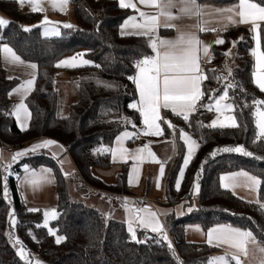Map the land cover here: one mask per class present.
I'll use <instances>...</instances> for the list:
<instances>
[{
  "label": "trees",
  "instance_id": "obj_1",
  "mask_svg": "<svg viewBox=\"0 0 264 264\" xmlns=\"http://www.w3.org/2000/svg\"><path fill=\"white\" fill-rule=\"evenodd\" d=\"M198 2L233 5L238 0ZM254 2L264 6V0ZM71 4L75 27L63 29L60 36L45 37L41 27L35 26L42 19L41 13L23 11L17 0H0V12L9 19L8 26L0 28L1 44H8L26 62L37 64L35 87L26 99L32 118L24 131L18 128L11 114L15 102L11 100L10 92L19 81L7 78L5 70L0 68V145L9 144L21 149L36 139H52L63 145L71 156L76 166L74 176L87 191L84 195L98 192L133 195L135 192L128 185V163H116L110 152L95 156L94 150L99 146L112 147L123 131L141 125L139 111L131 107L138 96L133 82L137 72L134 62L150 55L149 40L145 36L121 35L123 24L134 11L121 8L118 0H71ZM26 25L35 27L26 32ZM172 32L162 30L163 34ZM259 36L264 52V23H261ZM219 37L225 43L213 45L212 54L216 59L204 69L209 77L203 81L205 103L213 100L208 93L214 98L224 90L223 79L218 81L215 77H223L224 54L237 41L239 67L234 73V82L240 87L228 92L229 97L234 98L230 101L240 127L202 126L211 121L213 115L210 112L201 114L195 111L187 122L172 112L165 113L177 131H189L199 143L177 190L178 173L186 152L183 143L177 139V154L168 165L165 178L164 206L195 205V209L184 216L171 214L165 219L174 252L158 233L138 228V239L145 242L137 243L123 221H107L96 208L73 202L69 177L64 175L57 159L43 153L29 155L12 166L14 173L7 178V199L3 193V178L7 175L0 166V264H25L6 235L11 206L22 244L30 254H39L44 264H206L213 254L220 252V248L189 242L186 238L189 224H199L206 232L219 225L251 230L257 241L264 244V207H261L264 204V138L259 137L255 126L256 105L253 104L255 100H264V92L254 82L253 31L251 27H233ZM80 52L92 63L62 69L77 95L76 102L69 107V114L62 118L58 114L60 98L57 89V74L61 69L56 64L64 57ZM97 64L100 67H96ZM125 117L129 122H123ZM239 145L254 156L216 151ZM24 163L31 168L46 165L55 173L59 215L52 226L66 237L60 244H56L55 237L41 226L42 213L29 211L22 199L18 180ZM116 167L119 170L115 184H108L97 175L96 169L113 171ZM238 170L253 173L261 181L258 203L243 200L222 187L221 176ZM195 183L200 186L197 202H193Z\"/></svg>",
  "mask_w": 264,
  "mask_h": 264
},
{
  "label": "snow or ice",
  "instance_id": "obj_2",
  "mask_svg": "<svg viewBox=\"0 0 264 264\" xmlns=\"http://www.w3.org/2000/svg\"><path fill=\"white\" fill-rule=\"evenodd\" d=\"M19 3L23 4L25 0H18ZM28 2L33 5L32 11H42L40 7L39 0H28ZM70 0H53L52 7L54 9H59L61 11H66V6ZM140 5L147 8L154 9L153 12H146L137 7V3L133 0H119V6L121 8L133 9L139 15L140 22H137V16H132L125 21L122 26L123 29L129 27L137 29L133 35L146 36L149 37V47L155 53L154 56L145 55L142 59L135 61V67L138 69V74L133 78V82L139 91L140 101L139 108L136 104L131 107L137 108L140 115L143 117L144 129L140 134L149 136H159L163 134V129L159 123L161 121L160 110L170 109L175 115L181 116L186 122L189 121L190 114L195 112L197 109L198 102L201 101L206 94L202 90L201 84L204 80L209 77L201 67L200 55L201 49L203 52V57H208L210 55V46L203 44L199 39L198 32L206 31L200 23L199 18H201L205 9L198 0H138ZM173 9H177L179 15L173 14ZM216 13L224 14L230 13V15L224 17L231 24H251L253 26V31L256 33V50L252 52V55L256 57V65L258 71L253 75L255 76L256 86L264 91V52L259 51L260 48V37L259 32L261 28V22H264V6L261 3L254 2V0H238V4L235 7L214 9ZM182 17L197 18V23L195 25L189 26V28H195L196 31H182L179 26L171 23V21L181 19ZM239 18L238 20L236 18ZM163 18V20H161ZM9 21L0 17V28L7 27ZM47 25H53L48 27ZM43 28V34L45 36H60L59 28L54 25V22L49 21L45 18L40 25ZM64 28H73L71 24H64ZM160 27L164 28H175L178 32V36L174 40L161 39L158 35V29ZM24 31H31V28L25 27ZM125 33L122 31L121 35ZM3 37H0V41ZM215 43L223 44L225 41L223 39H218ZM161 49L163 51H161ZM0 52L3 53L4 59L12 64L23 66L29 68L32 71L28 73V79L24 80L20 85L14 89L15 94L19 95L20 102L14 107L12 115L21 128V130H27L29 121L32 118V113L29 110V106L24 101L27 99L28 95L34 90L36 76H37V64L26 62L21 58L20 55L9 47L8 44H0ZM224 55H231L230 52ZM92 62L83 59V54H77L70 59H65L56 64V67H77L80 65H89ZM100 67V65H95ZM228 71V77L231 76V69L225 65ZM228 77H215L218 81L224 79L226 81L224 85V90L219 97L214 98L215 110L221 112L223 110H228L229 112L234 110V105L232 103H226L221 107V101L234 99L229 97V89L235 90L239 88V84L235 83L234 80H229ZM219 91V89H217ZM209 98L213 99L211 93ZM253 104L256 105L254 115L256 117L255 126L259 130V137L264 138V110H261L260 105H264V100H255ZM206 107L207 110H213V104L208 103L202 105ZM66 118V117H62ZM127 123L128 118H123ZM228 123L218 124L217 120H213L207 125H202L209 128H215L217 126L238 128L240 124L237 123L236 117L234 115L226 117ZM169 128L175 131V125L170 121L165 120ZM134 128L136 125H132ZM137 135V133H130L124 131L121 135L116 137L115 143L116 148H105L104 151L110 152L113 157L117 154L120 155L121 159H125L128 155H133L136 160L143 159L142 154L148 149V146L138 148L134 153H129L128 149L123 147V141L126 138H131ZM181 139L187 146V156L183 160V168H186L189 161L192 158L194 147H198L195 140L191 138L183 129H180ZM256 141H254L255 143ZM52 146H56L63 151V146L59 145L57 141L48 139L43 140L39 143L31 145L29 148L17 151L13 157L12 161L15 162L19 157L27 155L29 152H37L40 149H49ZM217 152H235L243 156L253 157L254 154L247 151L244 146L235 147H223L216 150ZM148 155L152 158L153 162L160 163L156 159L155 155L148 152ZM215 155V152L212 154ZM53 158L59 159V153H53ZM256 159H261V157L256 156ZM206 162V161H205ZM63 161H61V164ZM11 167V164L4 166L5 172ZM137 169L134 167L132 172H136ZM164 164L161 163L159 170L160 177L164 175ZM25 172L28 173L24 177V183L32 186H36L40 182H48V177L45 173L50 174L51 169H44L41 173L35 171H30L25 168ZM67 175V173H65ZM180 179L184 177V171L181 170L178 173ZM198 179V177H197ZM223 182V187L225 189H235L238 184L243 180L246 184L251 185L254 189L257 188L261 181L253 175H250L246 171H240L225 175L221 177ZM180 184L177 182L176 188L179 189ZM194 191H199V184L195 183ZM3 193L4 197H8L7 188V176L3 178ZM259 202V201H257ZM127 201H125V207L129 212H135V221L142 228L150 229L152 232L160 234L161 238L167 241L168 248L174 252L172 242L169 240L166 231L164 230L163 224L159 221L157 213L153 212L150 207H140V208H129L127 207ZM142 203V202H141ZM264 207V204L261 205ZM191 207L188 211H191ZM29 211L36 212L39 209H29ZM51 216L56 219L58 213L55 209L46 210L44 212L45 223L44 227H47V217ZM14 223V221H13ZM133 220L130 219L128 222V231L131 233V238L137 243H144L145 241L137 239L136 232L132 227ZM197 231L200 229L197 228ZM49 234L55 237V243L60 244L66 237L64 235H57V231L49 229ZM207 241L210 245L215 247H222L227 245L225 249V254L221 256H215L210 258L206 264H243L241 257H247L249 255V244L257 246L258 252L261 254L260 264H264V246L257 241L256 236L251 230H242L239 228H234L228 225L217 226L210 229L207 233ZM15 244L19 245L18 255L25 264H31L28 259V254L26 252L25 246L19 239L15 240ZM39 264V262H37Z\"/></svg>",
  "mask_w": 264,
  "mask_h": 264
},
{
  "label": "crops",
  "instance_id": "obj_3",
  "mask_svg": "<svg viewBox=\"0 0 264 264\" xmlns=\"http://www.w3.org/2000/svg\"><path fill=\"white\" fill-rule=\"evenodd\" d=\"M118 2H119V0H118ZM133 2L137 3V7L140 8L141 10H143V11H146V12L155 11L154 9L147 8V7L143 6V5H140L138 3V0H133ZM24 4L26 6L22 7L20 5V3H19V5H20V7H21V9L23 11H25V12H33L32 11V7L33 6L28 2V0H25ZM200 4L202 6H204L205 13H204V15L201 18H199V23L207 30L206 31H202V32H198L197 34L199 36V39L203 42V44H206V45L210 46V55L208 57H203L202 49H201V52H200V55L202 56L201 67L204 70L205 66L210 63V62H207V61L208 60L212 61L211 58H212L213 45L215 44L217 39H220L219 36H220V34L223 31L228 30V29L233 28V27H251V29H253V26L251 24H240V23L231 24V23H229V21L227 19L224 18V17L230 15V13H224V14L221 15V14L216 13L215 11H213L214 9H223V8L235 7L238 3L237 4H233V5H216V4H212V3H200ZM130 10L134 11L133 9H130ZM172 11H173L174 15H179L177 9H173ZM37 12L42 14L41 11H37ZM132 16H137V18H138L137 22H140L139 15H138V13L136 11H134ZM236 19L238 20L239 18L237 17ZM161 20H163V18H161ZM197 22H198L197 18H195V17H193V18L182 17L181 19L171 21V23L179 26L180 30H182V31H189V30L196 31L195 28H189V26L195 25ZM261 23H264V22H261ZM63 29H65V28H63ZM63 29H61L62 32H60V33H63ZM166 29L172 30L173 32L172 33L163 34L162 30H166ZM61 30H59V31H61ZM41 31H42V34H43L42 27H41ZM121 31H123L125 33V35L126 34L132 35L130 33H133V32L138 31V30L129 27L127 29H123L122 28ZM158 35H159V37L161 39L174 40V39L177 38L178 32H177V30L175 28L160 27L158 29ZM46 37H57V36H46ZM253 37H254V47H253L254 48L253 51H254V50H256V38H255L256 37V33L254 31H253ZM147 38L149 40V37H147ZM0 44H1V42H0ZM161 51H163V50L161 49ZM259 51L262 52L261 44H260ZM154 55H155V53L151 49V53H150L149 56H154ZM62 60H64V58ZM203 64H204V66H203ZM0 68H3L5 70L7 78H9V79H17L19 81L18 85H20L24 80L30 78L28 73H30L32 71L29 68H25L23 66H19V65L7 62L4 59V56H3L2 52H0ZM61 69H66V68L63 67ZM257 71H258V68H257V65H256V57H254V73L257 72ZM137 74H138V69H137L136 75ZM136 75H135V77H136ZM254 82H255V76H254ZM17 86H15L12 89V91L10 92V98H11V100L13 102H15V106L20 102L19 95L15 94V92H14V89H16ZM201 87H202V90H203V82L201 84ZM137 95H138L137 96V100H136V102L134 104H136L137 108H139V106H140L139 105L140 96H139L138 89H137ZM24 102L26 103V100ZM198 105H199V102H198ZM205 105H206V103H205ZM137 108H135V109H137ZM166 112H172V111L170 109H163V108L160 110L162 119H163V117H165V113ZM13 117L15 119L14 115H13ZM15 121H16V119H15ZM255 121H256V117H255ZM16 124H17L18 128L21 130V128L19 127L17 121H16ZM29 124H30V121L28 123L27 128L29 127ZM143 129H144V124H143V117L142 116H141V125L140 126H138L136 129H130V130L127 129V130L130 131V133H137V135H140L141 137L148 138V139L151 140L149 142V144L147 145L148 146L147 151L142 154L143 159L136 160L133 157V155H129L128 158H127V161L126 162H122V160H116L113 157V155H112V158H113V160L116 163H119V164L128 163V185L135 192L133 195H123V196H118V197H123L124 201L128 202L127 203V207H129V208H135L132 205V203L134 201V198L137 199V198L146 197V198L150 199L151 200V205H146V206L150 207V209L153 212L157 213L158 219L163 224L164 230L166 231L165 219H166L167 216H169L171 214H174L177 217H181V216H184L185 214L190 213L192 210L195 209V205L186 206L184 204H179V205L175 206L174 208H168V207L163 205V201L165 199V190H164L165 178L167 176L168 165L171 164L174 161V159L176 157V154H177V139L179 138V134H178V131L176 130V128H175V131H174L172 128H169V127L165 126L166 138H168V139H164L163 135H159V136L142 135L140 133L142 132ZM137 135H135V136H133L131 138H126L125 139V140H127L126 149H128V151H130L131 153H134V151L136 149H138V148H142V147L146 146V145L142 146V145L138 144L137 140H135ZM43 140H48V138L36 139V140L32 141L31 143H29L24 148L15 149V153L17 151L29 148L31 145L39 143V142H41ZM59 145H61V144H59ZM116 147H117L116 143L114 142L113 149H115ZM149 151L155 155L156 159L159 160L160 163L152 161V158L148 155ZM43 153H49L52 157H53V153H59V159H57V160L60 163V165L63 166V169L67 170L68 172H71V173H76V166H75L71 156L69 155V153L67 152V150H66V148L64 146H63V151H61V149L57 148L56 146H52L49 149H40L37 152H29L27 155L19 157L15 162H13L12 161V157L13 156L11 157L7 152L3 151L2 148H1V145H0V161L2 162L1 168H2L3 172H5L4 166L7 165V164H11V167L8 169L7 172H5L6 175H7V178H8L14 173V170L12 169V166L14 164H17V163L23 161L29 155H37V154H43ZM61 161H63L62 164H61ZM161 163L164 164V169H165L164 175H163L162 178L160 177V174H159ZM134 167L137 169L136 172H132V169ZM22 168H23V171H22V173L19 176L20 180H18V183H19V181L22 182L21 186H19L20 187L19 188L20 189V194L22 196V199L27 204V206L33 207V205H34V206H37V207H41V209L43 210L44 207H45V203H46L45 199H47L46 197L48 195H50V194H48V191L51 189V187L53 185V169H51L50 167H48L46 165H41V166H39L37 168H31L26 163H24ZM25 168H28L30 171H35L38 174L41 173L42 170H44V169H51V173L50 174L45 173V175L48 177V182H40L36 186H32V185L26 184V189H25V183L21 179L23 174H24V176L28 175V173L25 172ZM116 168L119 170V167H116ZM96 172H98V174L104 176L107 173L112 172V171H103V170L96 169ZM146 185L148 187H146ZM259 187H260V185H259ZM226 190H230V189H226ZM231 192H233V191L231 190ZM95 196H98V197H101V198H107L110 195L102 194L101 192H98L97 194H95ZM113 196H115V195H113ZM238 197H240V196H238ZM84 199H87V198L84 197ZM243 200H246V199H243ZM246 201H249V200H246ZM8 202H9V200H8ZM83 203L85 205H87L85 202H83ZM87 206L95 208L94 206H90V205H87ZM190 207H191L192 210L188 211V208H190ZM123 214H124V220H125L123 222L126 224L127 229H128V222H129L130 219H132L133 220L132 227L134 228L136 233L138 231V228H140L142 230H146V231L152 232L150 229L142 228V227H140L138 225V223L134 219L135 212H129V211H127V208L124 207L123 208ZM112 220H114V219H112ZM219 226H224V225H219ZM207 233H208V231L205 232L204 237H199V240L195 241L193 238H191V236H189V234L186 231V238H187V240L189 242H192V243H207V244H209L208 241H207ZM167 235L170 237V235L168 233H167ZM211 246H213V245H211ZM261 246H264V244H261ZM219 248H220V252H218L216 254H213L211 256V258L214 255H218L220 253H224L225 254V249L227 248V245H224V246L219 247ZM248 248H249V254H250V252H252V263L253 264H260L261 255L259 254V252L256 251L255 255L253 254V248L255 250H257V246L253 245V244H249ZM241 259L250 262V259L248 260V256L247 257H241Z\"/></svg>",
  "mask_w": 264,
  "mask_h": 264
},
{
  "label": "rangeland",
  "instance_id": "obj_4",
  "mask_svg": "<svg viewBox=\"0 0 264 264\" xmlns=\"http://www.w3.org/2000/svg\"><path fill=\"white\" fill-rule=\"evenodd\" d=\"M39 2H40L41 9H43L41 11L42 12V14H41L42 15V19L35 26H40L41 22L45 18H47L49 21L54 22V25L56 27H58L59 30L64 28L63 27L64 24H71V25H73V27H75L74 8H73V6L71 4V0L68 3V5L66 6V11H61L58 8L54 9L52 7L53 0H39ZM20 5L22 7L26 6L24 3L23 4L20 3ZM0 17H2L3 19L9 21L8 17L5 16L4 14H2L1 12H0ZM35 26L26 25L25 27H28V28L32 29ZM47 26L51 27L53 25H47ZM67 29H69V28H67ZM60 32H62V30ZM49 36H52V35H49ZM227 52H230L231 55L226 56V59L224 60V64L222 65V73H223L222 76L223 77H228V71L225 68V65H227V67L231 69V76L228 77V79L229 80H234V73H235L236 69L239 67V55H238V51H237V41L232 43V45L229 47ZM79 54H83V52H80ZM73 56H76V55L66 56V57H64V60L65 59H70ZM83 59H86V58H84V56H83ZM207 62H211V61L208 60ZM80 66H84V65H80ZM77 67H79V66H77ZM61 68H63V67H60V69ZM65 68H72V67H65ZM225 83H226V81L223 79L222 85H224ZM57 89L59 91V98H60L58 114L60 116H63V117L65 116L66 117L69 114V107L71 106V104L76 102L77 95H76L75 88H74V86L72 85V83H71V81L69 79V76L65 72H63L62 69L59 70V72L57 74ZM220 95H217L215 97H219ZM214 98H213L212 102H209V103L213 104V110L209 111L213 115L212 119H211V121L209 123H211L213 120H217L218 124H220V123H225V124L228 123L226 117L234 115V113H233L234 110L231 111V112H229L228 110H223L221 112H217L215 110ZM259 100H263V99H259ZM226 103H232V102L230 101V99L221 101V107L224 104H226ZM206 104H208V102H206ZM259 107L261 108V110H264V105H260ZM165 120L170 121L171 123H172V121H171L169 116H165V117H163V119H161V121H159L160 125H161V127L163 129V134H162L163 138L164 139H168V138H166V133H165V131H166L165 130V126L168 127V125H167V123H165ZM123 122H124V120H123ZM217 127H219V126H217ZM217 127H215V128H217ZM129 130H125V131L130 132ZM257 131L259 133L258 129H257ZM184 132H186L189 136H191V138L193 140H195L197 142L195 137L189 131L184 130ZM178 134H179L180 141L183 143V145H184V147L186 149V152H185V158H186V156H187V146L184 144L183 140L181 139L180 130L178 131ZM137 136H136L135 140H137ZM137 142H138V144L142 145L140 141L137 140ZM197 144H198V142H197ZM126 146H127V140H124L123 141V147L126 148ZM239 146H242V145H239ZM105 148L113 149V146L112 147H107V146H99V147H97L94 150L95 156L103 154V153H108V152L104 151ZM198 148H199V144H198V147H194L193 155H192L191 160L189 161L188 166L190 165V163L192 162L194 156L196 155V153L198 151ZM129 153H131V152L129 151ZM128 156L125 159H121L120 155L118 154L114 158L116 160H122V162H126ZM187 167L183 168V165H182L181 170L184 171V176H185V172H186ZM62 169H63V166H62ZM117 170L118 169L115 168L112 172H109V173H107L104 176L98 174V172H97V175H99L106 183L115 184L116 180H117V174H118ZM240 171H245V170H238V171H235V172L226 173V174H224L222 176L229 175V174L236 173V172H240ZM94 172H95V170H94ZM246 172H248V171H246ZM63 173H64V175H65V173H67V175H65V176L69 177L68 186H69L70 197H71V200L73 202H80V203L85 202L87 205L94 206L101 213V215L105 218V220H107V221L108 220H112V219L119 220V221H125L124 220V214H123V208L125 207V201H124L123 197L110 195L107 198H101V197L95 196L94 194L84 195L87 191H84L83 186L80 184L78 179L74 176V173L68 172L67 170H64V169H63ZM248 173L250 175L256 176L253 173H250V172H248ZM24 177L25 176L23 174V176L21 177L22 181H24ZM183 179H184V177L182 179H180L178 177V181L177 182H179L180 186L182 184ZM55 180H56V177H55V173L53 172V185H52L51 189L48 191V194H50V195H48L46 197L47 199H45L46 203H45V207H44L43 210L41 209V207H37V206H34V205H33V207L27 206L29 209H39V211L42 213V215H43V220H42V224H41L42 227H44V223H45V219H46L44 217V212L46 210L55 209L56 212L59 215V212H58V193H57V190L55 188ZM21 184H22V182L19 181V186H21ZM221 185H223L222 180H221ZM25 189H26V184H25ZM231 190L234 192L235 195L240 196V198H242V199L249 200V202L258 203L257 201H259V194H258L259 186L254 189L251 185L246 184L243 180H241V182L238 184V186L235 187V189H230V191ZM199 196H200V186H199V191L198 192H195L193 190V202H197L198 199H199ZM84 197H86L87 199H84ZM132 205L135 208H139L138 205H137V199L134 198V201H133ZM57 218H58V216H57ZM56 219H53L51 216L47 217V225L48 226L44 227V228H46L48 231H49V229L56 230L57 231V235H61L59 233L58 229H56L55 227L52 226V222L55 221ZM8 221H9V226L7 228V231H6V235H7L8 239H9L11 245L13 246V248L16 250V252L18 254L19 245L15 244V240L16 239L20 240V238H19V235H18L17 230H16L17 218L15 216V211H14L12 206L9 208V211H8ZM13 221H14V223H13ZM197 228H199L200 230L197 231L196 230ZM186 231L189 234V236H191V238H193L195 241L199 240V237H204L205 232H206L205 230H203V228L199 224H189L187 226V228H186ZM136 236H137V233H136ZM168 238L172 242V240H171V238L169 236H168ZM137 239H138V236H137ZM256 251L258 252V250H255L253 248V254L254 255H255ZM26 252L28 254V259L31 261V264H37V262H39V264H44L42 258L39 256V254H36V253L30 254L27 249H26ZM221 255H224V253H220L218 255H214L213 257L221 256ZM249 259H250V262L242 259L243 264H253L252 263V252H250V254L248 255V260ZM233 264H234V262H233Z\"/></svg>",
  "mask_w": 264,
  "mask_h": 264
},
{
  "label": "built area",
  "instance_id": "obj_5",
  "mask_svg": "<svg viewBox=\"0 0 264 264\" xmlns=\"http://www.w3.org/2000/svg\"><path fill=\"white\" fill-rule=\"evenodd\" d=\"M215 59H216L215 56L212 54L211 60L213 61ZM203 66H204V64H203ZM202 105H205V95H204L203 99L201 101H199V105L197 106L196 112L201 113V114L209 113V110H207V108L203 107ZM137 140L140 141L143 146L147 145L151 141L150 139L141 137L140 135L137 136ZM1 148L3 151L7 152L11 157L15 153V147L13 145L2 143ZM1 164H2V162L0 161V166H1ZM137 205L139 208L145 207L146 205H151V200L146 198V197L137 198Z\"/></svg>",
  "mask_w": 264,
  "mask_h": 264
}]
</instances>
